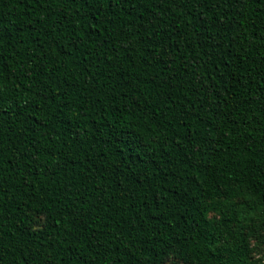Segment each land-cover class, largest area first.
<instances>
[{"label": "trees", "instance_id": "trees-1", "mask_svg": "<svg viewBox=\"0 0 264 264\" xmlns=\"http://www.w3.org/2000/svg\"><path fill=\"white\" fill-rule=\"evenodd\" d=\"M134 2L0 3V264H264V33L225 19L203 43L188 3L145 0L129 19ZM153 30L163 48L125 47Z\"/></svg>", "mask_w": 264, "mask_h": 264}, {"label": "snow or ice", "instance_id": "snow-or-ice-1", "mask_svg": "<svg viewBox=\"0 0 264 264\" xmlns=\"http://www.w3.org/2000/svg\"><path fill=\"white\" fill-rule=\"evenodd\" d=\"M44 0H41V3H43ZM53 3L59 4V7L61 10L64 8V4L66 2H69V0H52ZM70 2L76 6L77 0H70ZM93 2V0H88V4L90 5ZM97 2L102 7L107 6H115L116 4L120 3V0H97ZM188 3L191 5V7H194L197 9V11L200 13V16L193 17V19L197 20V31L196 35L198 38L203 39V43H207L208 40L211 38L209 36V33L211 32L212 28L216 29V34L220 36V39L223 40V35H221V29L227 30V28L230 26L231 23H236L242 28L245 32H256L259 30L260 32L264 33V0H171L170 7L175 6L179 7L181 3ZM0 3H2V0H0ZM136 3L143 4L145 3V0H135L134 3L131 5V10L129 11V19H132V12L135 11ZM227 3L229 8H233L235 10V16L234 17H228L227 15H220L219 13L223 11L221 9V4ZM253 5L255 7L253 8V11L250 16H245V13L248 12L249 8H251ZM151 6V5H150ZM219 10V12L217 11ZM154 11H159V7L154 9ZM187 15L192 16L191 10L187 9ZM67 19V17H65ZM225 19H229L230 24L225 25ZM246 20H250L251 23L246 25ZM257 20L259 23L257 24ZM218 21V22H217ZM81 22H83V18L81 19ZM148 23H152V20L149 19ZM95 27V25H93ZM133 28H136L137 32L141 28H144L145 31H147L145 25H140L137 27L136 25H133ZM202 29V31H201ZM84 33H81V36L84 37ZM179 35V30L174 29L173 32L169 33L166 39L171 40L174 36ZM237 36H239V33H237ZM93 39V34L89 33L87 34V40L81 39L80 43L84 44L85 48H88L90 45L88 44V40ZM260 40V48H264V35H261L259 37ZM150 42V43H149ZM43 43V42H41ZM102 43H107V40L103 41ZM125 47H128L131 52L138 53L137 44H140L143 47V49L140 51L139 54L142 55V51H149L152 47L155 45H160L161 48H163V42L160 40V38L156 35L155 31L147 32V36L139 35L138 37H131L124 42ZM5 44V41L2 37H0V48H3ZM92 47H95L96 45H91ZM193 45L191 43L185 44V47L191 48ZM197 46H202L200 44V41H197ZM177 47H179L177 45ZM221 45L218 42L213 41V43L210 45L209 51L205 52L206 57H212L215 54V51L220 49ZM115 50V48L113 49ZM258 50V49H257ZM262 57H264V52L260 53ZM91 55V53H89ZM158 53L152 54V59L155 62H160L158 60ZM132 57L130 56L129 59ZM110 59V58H109ZM145 61H147V57H143ZM180 57H176L172 54L167 55V59L164 60V63H172L173 65H177ZM6 58L3 57L2 52H0V92L4 90V84L7 82V77L5 76V66H6ZM255 63V62H254ZM261 64H264V59L261 60ZM86 70V68H85ZM92 79L95 80V75L92 76ZM171 83H168V88H175L177 86L176 81L172 79L171 76L168 78ZM201 90L203 89V83L200 85ZM169 99H171V94L169 93ZM143 103V102H141ZM66 106V105H65ZM119 111V109H117ZM133 115L132 112H129V118ZM145 115V110L140 109V115L137 116V119H142ZM150 115V118L155 120L156 115L155 111ZM3 119H4V112L0 111V127L3 126ZM162 123V122H161ZM129 127H132L130 124ZM154 135H159V133H154ZM209 135H212V133H209ZM139 137L136 136L135 132L132 133V139H138ZM213 143L215 141H212ZM149 143L151 141L149 140ZM44 151L49 152V155L51 156V159L49 160V167L47 171V175H55L56 169L59 167V156L56 155V150L54 149V145H45L43 146ZM35 149V146H34ZM51 150V151H50ZM2 149H0V153H2ZM197 151L199 152V147L197 148ZM34 156L44 159V154L39 151H34ZM0 159H2V156H0ZM43 223V220L41 221ZM52 247H55V245H52ZM51 257H49V264H50Z\"/></svg>", "mask_w": 264, "mask_h": 264}, {"label": "rangeland", "instance_id": "rangeland-1", "mask_svg": "<svg viewBox=\"0 0 264 264\" xmlns=\"http://www.w3.org/2000/svg\"><path fill=\"white\" fill-rule=\"evenodd\" d=\"M252 246L254 247L253 260L258 261L264 254V245L261 240L253 239Z\"/></svg>", "mask_w": 264, "mask_h": 264}]
</instances>
